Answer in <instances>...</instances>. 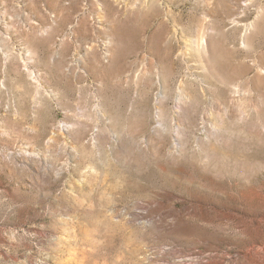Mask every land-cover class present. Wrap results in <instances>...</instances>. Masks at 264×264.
I'll return each mask as SVG.
<instances>
[{
    "label": "rangeland",
    "instance_id": "rangeland-1",
    "mask_svg": "<svg viewBox=\"0 0 264 264\" xmlns=\"http://www.w3.org/2000/svg\"><path fill=\"white\" fill-rule=\"evenodd\" d=\"M0 264H264V0H0Z\"/></svg>",
    "mask_w": 264,
    "mask_h": 264
},
{
    "label": "bare ground",
    "instance_id": "bare-ground-1",
    "mask_svg": "<svg viewBox=\"0 0 264 264\" xmlns=\"http://www.w3.org/2000/svg\"><path fill=\"white\" fill-rule=\"evenodd\" d=\"M156 12L157 11V8L155 7V6H151V8H150V12ZM81 260H83V259H81Z\"/></svg>",
    "mask_w": 264,
    "mask_h": 264
}]
</instances>
